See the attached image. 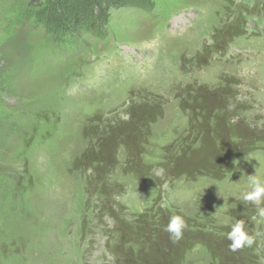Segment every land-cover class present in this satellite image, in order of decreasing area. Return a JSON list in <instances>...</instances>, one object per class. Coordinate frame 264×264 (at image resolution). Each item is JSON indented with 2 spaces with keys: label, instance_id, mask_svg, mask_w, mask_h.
<instances>
[{
  "label": "rangeland",
  "instance_id": "374dc122",
  "mask_svg": "<svg viewBox=\"0 0 264 264\" xmlns=\"http://www.w3.org/2000/svg\"><path fill=\"white\" fill-rule=\"evenodd\" d=\"M149 3L75 45L0 0V264H264V0Z\"/></svg>",
  "mask_w": 264,
  "mask_h": 264
},
{
  "label": "trees",
  "instance_id": "16d2710c",
  "mask_svg": "<svg viewBox=\"0 0 264 264\" xmlns=\"http://www.w3.org/2000/svg\"><path fill=\"white\" fill-rule=\"evenodd\" d=\"M33 18L62 44L77 45L81 32L101 36L110 11L122 7L145 8L150 0H26Z\"/></svg>",
  "mask_w": 264,
  "mask_h": 264
},
{
  "label": "clouds",
  "instance_id": "9594fccd",
  "mask_svg": "<svg viewBox=\"0 0 264 264\" xmlns=\"http://www.w3.org/2000/svg\"><path fill=\"white\" fill-rule=\"evenodd\" d=\"M250 184L251 190L244 191L242 193V199L245 202H252L256 205L259 208V215L264 217V207H260L261 204H264V180L258 175H254L250 177ZM186 228L187 223L184 218L180 215H174L170 218L169 223L164 230L169 233L170 239L175 242L182 238L183 231ZM227 238L231 241L229 247L232 251H237L244 247L251 248L256 241V237L250 235L245 230V223L243 220L237 221L232 226Z\"/></svg>",
  "mask_w": 264,
  "mask_h": 264
}]
</instances>
